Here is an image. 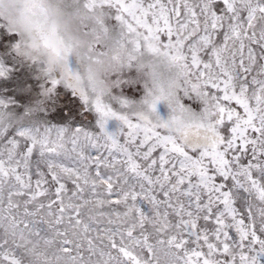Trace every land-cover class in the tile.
<instances>
[{"label":"snow or ice","instance_id":"1","mask_svg":"<svg viewBox=\"0 0 264 264\" xmlns=\"http://www.w3.org/2000/svg\"><path fill=\"white\" fill-rule=\"evenodd\" d=\"M85 7L105 10L134 50L181 62L180 106L202 114L206 142L26 61L41 98L20 114L0 98V264H264V0ZM18 47L0 25V78Z\"/></svg>","mask_w":264,"mask_h":264},{"label":"clouds","instance_id":"2","mask_svg":"<svg viewBox=\"0 0 264 264\" xmlns=\"http://www.w3.org/2000/svg\"><path fill=\"white\" fill-rule=\"evenodd\" d=\"M106 17L99 7L86 9L85 0H0V25L18 36L23 60H35L89 97H110L134 68L127 84H141L144 95L132 111L193 143L198 135L199 142H206V133L197 130L202 114L180 106L177 89L185 73L181 62L162 51L134 50ZM70 58L77 67L70 66ZM160 103L170 109L167 119L157 111ZM161 264H166L163 257Z\"/></svg>","mask_w":264,"mask_h":264},{"label":"rangeland","instance_id":"3","mask_svg":"<svg viewBox=\"0 0 264 264\" xmlns=\"http://www.w3.org/2000/svg\"><path fill=\"white\" fill-rule=\"evenodd\" d=\"M0 62H3V57L0 55ZM10 72L7 77L0 78V98L11 99L14 103L11 107L18 113H23L28 107L34 105L41 98V84L42 81L37 77L36 69L28 62L23 61L21 58H14L8 65ZM129 76H135V69H130L129 73L124 74V79L127 81ZM115 78V77H114ZM123 94L127 99L138 102L144 95V89L141 84L134 86L127 83L117 88L112 89V95ZM65 104H69L73 108V112L78 109V105L72 98L64 100ZM157 111L159 115L167 119L170 113V109L166 104L160 103L157 105ZM67 115V108L63 111H57L53 114L52 119L54 121H60ZM75 123L77 125H85L92 127L91 116L81 119L77 116ZM108 130L115 131L118 127V122L110 120L108 122ZM95 236V233L91 234ZM86 247V241H82Z\"/></svg>","mask_w":264,"mask_h":264},{"label":"bare ground","instance_id":"4","mask_svg":"<svg viewBox=\"0 0 264 264\" xmlns=\"http://www.w3.org/2000/svg\"><path fill=\"white\" fill-rule=\"evenodd\" d=\"M70 66L73 68L77 67L76 62L73 58H70Z\"/></svg>","mask_w":264,"mask_h":264}]
</instances>
